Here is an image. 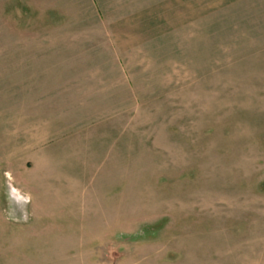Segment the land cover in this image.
Masks as SVG:
<instances>
[{
    "label": "rangeland",
    "instance_id": "1",
    "mask_svg": "<svg viewBox=\"0 0 264 264\" xmlns=\"http://www.w3.org/2000/svg\"><path fill=\"white\" fill-rule=\"evenodd\" d=\"M0 264H264V0H0Z\"/></svg>",
    "mask_w": 264,
    "mask_h": 264
}]
</instances>
